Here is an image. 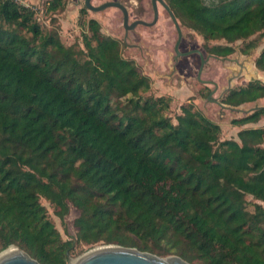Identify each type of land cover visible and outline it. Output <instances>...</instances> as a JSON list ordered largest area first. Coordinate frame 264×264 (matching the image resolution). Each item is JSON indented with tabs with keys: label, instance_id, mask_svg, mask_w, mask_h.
Segmentation results:
<instances>
[{
	"label": "trees",
	"instance_id": "trees-1",
	"mask_svg": "<svg viewBox=\"0 0 264 264\" xmlns=\"http://www.w3.org/2000/svg\"><path fill=\"white\" fill-rule=\"evenodd\" d=\"M171 1L205 41H226L208 46L211 54L228 56L240 40L247 53L257 45L250 38L264 35V0ZM62 4L50 0L47 9ZM88 28L85 48L65 46L43 33L31 8L0 0V251L16 245L41 264H69L74 240L62 238L45 198L62 220L71 206L80 211L77 243L192 264H264V127L221 140L219 123L192 103L174 123L168 97H142L150 77L120 41L96 20ZM255 63L264 71V47ZM262 97L256 79L222 102Z\"/></svg>",
	"mask_w": 264,
	"mask_h": 264
},
{
	"label": "rangeland",
	"instance_id": "rangeland-1",
	"mask_svg": "<svg viewBox=\"0 0 264 264\" xmlns=\"http://www.w3.org/2000/svg\"><path fill=\"white\" fill-rule=\"evenodd\" d=\"M17 1L22 5L28 6L35 12V20L40 24L43 33L56 34L65 46L73 45L76 49L85 48L83 37L85 34H90L88 19L91 15H94L99 19L103 33L107 34V31H110L111 29V26L107 25V19L109 17L107 13L109 12V9L98 13H94L90 10L82 12L78 6L79 0H63L62 6L55 11L47 9L50 0ZM24 33L26 35H31L25 31ZM110 36L117 38L119 41H121V37H123V35ZM134 36L136 38H144L141 43L147 49L150 47L152 51L155 49H165L167 52L170 51L171 54L173 52L172 44L176 35H156L153 37L155 38V43L153 45L148 41L149 38L147 37H149V35ZM184 37H186V39L183 41V45L180 48L181 50L200 49L204 52L205 57L211 54L207 50L208 46L226 44V41L223 39L205 41L198 31H193L192 35H184ZM250 40L256 41L257 45L256 47L249 49L247 53L242 52V49L246 46V42L242 40L236 41L233 43V46L236 48L235 52L228 55L230 57L229 60L211 57L209 62L205 65L202 78L213 81L218 87L215 93L211 96L212 100L208 97L216 88V85L213 83L203 84L197 79V74L201 66V59L197 53L188 57H181L177 63V73L173 74L170 70H166V68L170 69V65L167 63L169 56L165 52L158 51L154 57V61L150 60V64L148 61H143L141 59L138 51L128 49L124 45H122L121 48L123 56L129 59H134L140 71L150 77L151 88L148 91H142V97H168L170 99V106L165 111V115L170 117L174 123L177 122V115L182 112V105L192 103L194 109L200 110L207 117L219 123L222 129L220 136L221 140H239L238 132L244 129V127H242L243 125L233 124L232 120L244 117L253 112L248 114L244 111L222 107L213 101V99H219L222 102V99L230 90L246 85L252 80L258 79L264 84V71L258 69L255 63L256 58L264 47V35L257 33L252 36ZM229 79H232L231 87L225 92L229 87ZM223 92H225V94L221 97ZM256 105L264 106V97L257 101L235 107L248 110ZM245 127H264V114L257 123ZM248 200L250 201L248 209L253 211L254 206L252 203H254L255 200L251 196H248ZM41 202L47 208L48 215L60 231L62 238L64 240H74V248L69 255V264H73V262L79 260L84 253L91 249L103 245H109L103 241L94 245L75 242L77 228L74 225V220L79 216L80 211L76 207L71 206L69 214H67L64 220H62L56 215V207L50 201L42 198ZM2 252L3 251H0V254Z\"/></svg>",
	"mask_w": 264,
	"mask_h": 264
},
{
	"label": "flooded vegetation",
	"instance_id": "flooded-vegetation-1",
	"mask_svg": "<svg viewBox=\"0 0 264 264\" xmlns=\"http://www.w3.org/2000/svg\"><path fill=\"white\" fill-rule=\"evenodd\" d=\"M203 1L207 4H211L220 0ZM108 2H112L114 3V5L108 6L101 11H94L91 8L87 7L85 0H79L78 6L82 12L90 10L94 13H98L109 9V12L107 13L109 15L107 19V25L111 26V29L110 31H107V34H105L123 35L120 41L121 46L124 45L128 49H134L138 51L143 61H148L150 63V60L154 61V57L158 51H163L169 56L167 63L170 65V69L166 68V70H170L173 74H175L177 73V63L179 62L180 58L195 54L193 53L177 58V52L175 48L179 35H182L179 50L182 52L190 51L193 49L181 50L180 48L183 45L184 39H186L184 35H192V32L195 30L185 24L184 21L178 16L175 2L171 0H90V3L95 7ZM174 17L176 18L177 22L175 21ZM92 19L101 24L99 19L94 15H91V17H89L88 22ZM126 20L128 26H131L134 23H136V25L132 28H127L125 25ZM134 35H149V37L147 38H149L148 41L152 45L155 43V38L153 37H155L156 35H176V38L174 39V42L172 44L173 52L171 54L170 51L167 52V50L165 49H155L152 51L150 47L149 49H147L141 43L144 38H136Z\"/></svg>",
	"mask_w": 264,
	"mask_h": 264
},
{
	"label": "water",
	"instance_id": "water-1",
	"mask_svg": "<svg viewBox=\"0 0 264 264\" xmlns=\"http://www.w3.org/2000/svg\"><path fill=\"white\" fill-rule=\"evenodd\" d=\"M85 1L87 7L91 8L94 11H101L107 8L108 6L114 5V3L112 2H108L98 7H95L90 3V0H85ZM174 19L176 21L175 17ZM125 25L127 28H132L136 25V23H134L131 26H128L126 20ZM181 39H182V35H179L175 48L177 52V58L180 56H185L193 53L199 54L201 58V66L199 68L197 78L202 83H213L214 85H216V88L210 93L208 97L210 100H212L211 96L218 89L217 84L214 83L213 81L202 79L201 77L202 71L211 57H215L222 60H229L230 57L229 56L221 57L215 54H209L207 57H205L203 51L200 49H193L190 51L182 52L179 50ZM231 82L232 79H229V87L225 90V92H227L231 87ZM225 92L222 93L221 97L223 96V94H225ZM213 101H215L218 105L222 107H226L232 110L244 111L248 114L264 108V106L262 105H256L251 109L244 110L235 106L227 105L221 102L219 99H213ZM11 247H15L16 249L11 250L4 254V252H6ZM0 264H41V263L37 259L33 258L30 254L20 249L18 246L11 245L7 249L3 250V252L0 254ZM77 264H192V263H190L189 261L185 260L184 258L178 255L161 257L150 252L140 251L139 249L133 247H125L116 244H109V245L96 247L84 253L79 258Z\"/></svg>",
	"mask_w": 264,
	"mask_h": 264
},
{
	"label": "bare ground",
	"instance_id": "bare-ground-1",
	"mask_svg": "<svg viewBox=\"0 0 264 264\" xmlns=\"http://www.w3.org/2000/svg\"><path fill=\"white\" fill-rule=\"evenodd\" d=\"M14 249H16V248H15V247H11V248H9L6 252H4V254L7 253V252H9V251H11V250H14ZM78 261H79V260L73 262V264H77Z\"/></svg>",
	"mask_w": 264,
	"mask_h": 264
},
{
	"label": "crops",
	"instance_id": "crops-1",
	"mask_svg": "<svg viewBox=\"0 0 264 264\" xmlns=\"http://www.w3.org/2000/svg\"><path fill=\"white\" fill-rule=\"evenodd\" d=\"M255 123H257V122L247 123V124L243 125L242 127L247 128L245 126H250L251 124H255Z\"/></svg>",
	"mask_w": 264,
	"mask_h": 264
}]
</instances>
